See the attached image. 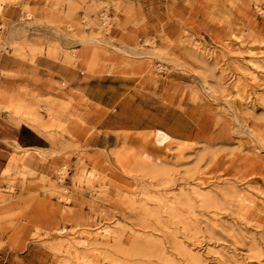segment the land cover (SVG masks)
<instances>
[{
    "label": "rangeland",
    "instance_id": "374dc122",
    "mask_svg": "<svg viewBox=\"0 0 264 264\" xmlns=\"http://www.w3.org/2000/svg\"><path fill=\"white\" fill-rule=\"evenodd\" d=\"M0 113L51 144L0 173V264H264V0H0Z\"/></svg>",
    "mask_w": 264,
    "mask_h": 264
},
{
    "label": "crops",
    "instance_id": "0c3cea01",
    "mask_svg": "<svg viewBox=\"0 0 264 264\" xmlns=\"http://www.w3.org/2000/svg\"><path fill=\"white\" fill-rule=\"evenodd\" d=\"M35 65L40 71L51 73L69 85L70 89L82 91L91 101L106 110L99 125L103 130L131 128L125 116L134 113L139 104L130 98L131 90L123 91L115 79L97 77L44 56L35 58ZM141 114H142V105ZM103 113V112H100ZM139 120L134 128L142 125ZM51 144L46 136L37 133L28 125L14 126L8 115L0 113V173L6 166L15 147L32 150H49Z\"/></svg>",
    "mask_w": 264,
    "mask_h": 264
},
{
    "label": "bare ground",
    "instance_id": "6f19581e",
    "mask_svg": "<svg viewBox=\"0 0 264 264\" xmlns=\"http://www.w3.org/2000/svg\"><path fill=\"white\" fill-rule=\"evenodd\" d=\"M18 162L19 160H13V162L8 163L9 165L5 166L4 172H9L10 170H12V168H15L14 166L16 167L21 166L22 165V163H20L21 161L19 162V164Z\"/></svg>",
    "mask_w": 264,
    "mask_h": 264
}]
</instances>
